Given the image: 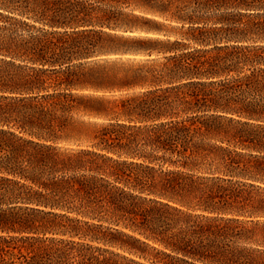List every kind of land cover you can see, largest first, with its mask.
I'll return each mask as SVG.
<instances>
[{
  "label": "trees",
  "instance_id": "trees-1",
  "mask_svg": "<svg viewBox=\"0 0 264 264\" xmlns=\"http://www.w3.org/2000/svg\"><path fill=\"white\" fill-rule=\"evenodd\" d=\"M0 263L264 264V0H0Z\"/></svg>",
  "mask_w": 264,
  "mask_h": 264
},
{
  "label": "rangeland",
  "instance_id": "rangeland-1",
  "mask_svg": "<svg viewBox=\"0 0 264 264\" xmlns=\"http://www.w3.org/2000/svg\"><path fill=\"white\" fill-rule=\"evenodd\" d=\"M122 9L124 10L123 12H125V13L130 12V9L128 7L127 8L122 7ZM176 9H177V7L174 4L171 8V11H174ZM186 11L189 12L190 8L186 9ZM134 13L140 15V17H138L136 19V21H138V22H144V19H142L141 15L146 14V16H148L149 18H153L156 21H158L157 23L148 22L151 25H155V26L157 25V26H161V27H164L166 29L171 30V32L169 33L171 38H175L177 36H180V34H176L177 33L176 29H174V28H176L175 22L167 19L165 16L159 14L158 12H144L141 9H135ZM158 35L164 36L163 34H158ZM102 57L107 58L110 56L109 55H102ZM142 57L147 58V56L146 57L142 56ZM152 57L158 58L159 55L154 54ZM143 61H146V60H143ZM164 62H165V60L160 58V59H156V60L155 59L150 60L147 62H142V61L139 63L135 62L133 64V66L135 68L141 66L144 69L152 68L154 70H156V69L159 70L161 68V64ZM104 64H105L106 68L110 67V65L108 63H104ZM145 89H146V86H136V87H132L129 89H123V91H120V92H122V97H119L118 99H116V102L121 103V100L123 98H124V100L128 99V98L137 99L141 95V92ZM108 100L114 103V100L112 98H109ZM113 103H110V107L114 106ZM115 110L118 113L121 112L120 119L122 120V122H126V123L130 122L129 121L130 119H128V118L130 117L131 112L128 109V107L122 108V110H121V108H116ZM60 113H61L60 111L57 112V114H60ZM70 115H71V119L69 120V123H72V125L70 126V129L68 128V130L61 132V135L63 138L56 143L59 146H63V147H67V146L68 147H72V146L73 147H81V146L85 147V146H88L90 148L93 147L94 143L96 142L95 135H96L97 131L100 129L101 123H103V122L106 123V121L109 119V117L105 119L102 117L95 116L89 112H82V111H78V110L71 111ZM103 119H105L106 121L105 120L103 121ZM24 134L26 136H29L27 133H24ZM33 138H36V137H33ZM61 153H63V151H61ZM24 166H26V170H27L26 172L29 173L31 171V167L28 165L27 162L25 163ZM75 173H77V172H73V174H75ZM11 178L15 179V177L12 175H11ZM123 178L126 179V176H123ZM112 179H113L112 177H109L110 181H113ZM116 184L120 185L121 187H124L125 189L128 188V186L126 185V182L124 180L122 182H120V183L118 182ZM130 184L133 185L134 182H131ZM16 187H18V186L12 180L8 186V189H10V191H11V196H8V198L6 196V199H5V202L7 204L11 203L13 201L14 198H13L12 193H13L14 188H16ZM7 195H9V194H7ZM2 206L5 207V204H3ZM125 217H128V215H126ZM125 217L123 219H125ZM137 217H138L137 219H139V216H137ZM105 224H108V223L105 222ZM100 245L104 246L102 243H100ZM114 250L118 251L121 254L129 255L123 249L114 247Z\"/></svg>",
  "mask_w": 264,
  "mask_h": 264
}]
</instances>
